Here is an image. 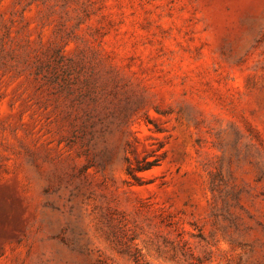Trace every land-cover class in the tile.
<instances>
[{"label": "rangeland", "instance_id": "rangeland-1", "mask_svg": "<svg viewBox=\"0 0 264 264\" xmlns=\"http://www.w3.org/2000/svg\"><path fill=\"white\" fill-rule=\"evenodd\" d=\"M0 264H264V0H0Z\"/></svg>", "mask_w": 264, "mask_h": 264}]
</instances>
